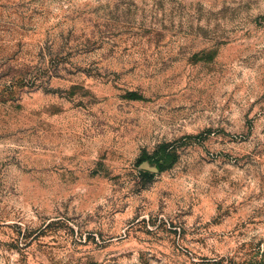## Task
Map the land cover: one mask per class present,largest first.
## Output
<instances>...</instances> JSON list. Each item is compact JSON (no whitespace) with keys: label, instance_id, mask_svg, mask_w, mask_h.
Masks as SVG:
<instances>
[{"label":"rangeland","instance_id":"obj_1","mask_svg":"<svg viewBox=\"0 0 264 264\" xmlns=\"http://www.w3.org/2000/svg\"><path fill=\"white\" fill-rule=\"evenodd\" d=\"M0 264H264V0H0Z\"/></svg>","mask_w":264,"mask_h":264},{"label":"trees","instance_id":"obj_2","mask_svg":"<svg viewBox=\"0 0 264 264\" xmlns=\"http://www.w3.org/2000/svg\"><path fill=\"white\" fill-rule=\"evenodd\" d=\"M171 158L172 155L170 153H166L164 150L158 149L152 155L141 156L139 161L141 163L146 162L148 165H153L157 170L160 171L169 166L171 163ZM143 173L149 174L150 176L148 170L143 171Z\"/></svg>","mask_w":264,"mask_h":264},{"label":"water","instance_id":"obj_3","mask_svg":"<svg viewBox=\"0 0 264 264\" xmlns=\"http://www.w3.org/2000/svg\"><path fill=\"white\" fill-rule=\"evenodd\" d=\"M142 167L144 168V170H148V164L146 162L142 163ZM153 169L155 170L156 168L153 167Z\"/></svg>","mask_w":264,"mask_h":264}]
</instances>
